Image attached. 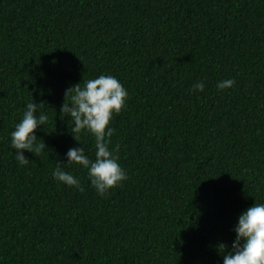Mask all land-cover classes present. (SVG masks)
Wrapping results in <instances>:
<instances>
[{"label": "trees", "instance_id": "16d2710c", "mask_svg": "<svg viewBox=\"0 0 264 264\" xmlns=\"http://www.w3.org/2000/svg\"><path fill=\"white\" fill-rule=\"evenodd\" d=\"M126 88L112 148L128 180L99 196L52 173L78 143L65 92ZM235 80L224 92L217 84ZM205 84L193 94V85ZM30 102L49 124L19 167L10 136ZM57 112V113H56ZM264 204V0H0V264H223L219 244Z\"/></svg>", "mask_w": 264, "mask_h": 264}, {"label": "clouds", "instance_id": "9594fccd", "mask_svg": "<svg viewBox=\"0 0 264 264\" xmlns=\"http://www.w3.org/2000/svg\"><path fill=\"white\" fill-rule=\"evenodd\" d=\"M235 83V80H225L217 84V89L224 92L233 88ZM204 91V83L193 85V94ZM128 99L126 88L112 75L83 80L65 92L59 119L67 120L69 135L78 143L81 135L94 139L95 157L90 159L84 147L70 150L67 162L57 161L52 173L58 184L83 191L80 180L66 170L73 166L87 170L91 187L101 197L128 180L127 172L119 164L118 149L112 148V138L116 133L111 127L114 117L125 110ZM42 105L28 103L22 120L11 133L10 147L14 150L19 167H26L29 163L26 152L38 157L47 147L45 143H38L39 138L35 135L49 124V117L42 110ZM233 231L235 239L231 250L223 243L216 248L223 264H264V204L256 203L242 213Z\"/></svg>", "mask_w": 264, "mask_h": 264}]
</instances>
